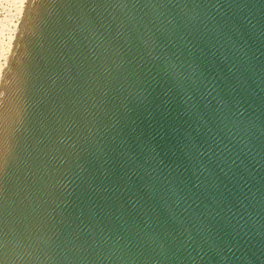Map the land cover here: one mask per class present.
Listing matches in <instances>:
<instances>
[{
    "label": "water",
    "instance_id": "water-1",
    "mask_svg": "<svg viewBox=\"0 0 264 264\" xmlns=\"http://www.w3.org/2000/svg\"><path fill=\"white\" fill-rule=\"evenodd\" d=\"M0 264H264V0H27Z\"/></svg>",
    "mask_w": 264,
    "mask_h": 264
},
{
    "label": "rangeland",
    "instance_id": "rangeland-1",
    "mask_svg": "<svg viewBox=\"0 0 264 264\" xmlns=\"http://www.w3.org/2000/svg\"><path fill=\"white\" fill-rule=\"evenodd\" d=\"M11 10H12V3L9 0H0V32H1L3 25L7 28L6 29L7 33L4 35V38L1 37L3 42L0 40V43L4 45V50H7L8 46L11 44L12 41L9 42L8 38L16 35L18 27H19L18 24L20 23L19 21L22 18L21 17L22 15L19 17V14L12 15ZM0 67H2L0 70V73L2 74L3 66H0Z\"/></svg>",
    "mask_w": 264,
    "mask_h": 264
},
{
    "label": "bare ground",
    "instance_id": "bare-ground-1",
    "mask_svg": "<svg viewBox=\"0 0 264 264\" xmlns=\"http://www.w3.org/2000/svg\"><path fill=\"white\" fill-rule=\"evenodd\" d=\"M11 3H12V10H11V14L12 15H18L19 14V17L21 15H23V10H24V7H25V4H26V1L27 0H9ZM8 2V1H7ZM22 17V16H21ZM20 22V21H19ZM19 25V24H18ZM6 27L3 25L2 26V29H1V32H0V38H4V35L7 33L6 32ZM15 36L14 35L13 37H9V42H11V44L8 46L7 50H4V45H2L1 43V46H0V66H3V69L5 68L6 66V63H7V60H8V57L10 55V52H11V49L13 47V43H14V40H15ZM2 38L0 39L2 41ZM3 42V41H2ZM8 42V43H9ZM5 44V43H4ZM2 67H0V70H1ZM3 74V72H2ZM2 74L0 73V80H1V76Z\"/></svg>",
    "mask_w": 264,
    "mask_h": 264
}]
</instances>
